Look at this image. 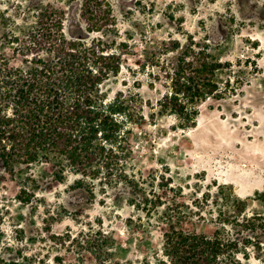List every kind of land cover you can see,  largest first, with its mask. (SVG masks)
I'll return each mask as SVG.
<instances>
[{
	"label": "rangeland",
	"instance_id": "374dc122",
	"mask_svg": "<svg viewBox=\"0 0 264 264\" xmlns=\"http://www.w3.org/2000/svg\"><path fill=\"white\" fill-rule=\"evenodd\" d=\"M100 1L98 8L111 24L88 32L79 15L84 0H0V52L20 64L17 42H33L40 12L52 7L66 15V31L81 28L91 38L129 42L136 55L124 59L136 77L124 70L103 89L110 99L129 90L144 99L145 118L131 125L133 156L126 168L145 177L146 188L157 193L155 201L141 210L116 200L114 193L104 196L98 184L92 199L72 188L79 176L68 173L64 183L39 190L25 203L17 197L18 183L0 172V256L22 248L72 260L76 254L58 248L54 235L92 227L115 239L116 258L139 264L153 259L172 228L212 235L220 228L218 211L234 198L246 202L249 214L264 217V0ZM161 42H206L232 64L228 74L237 91L202 103L194 127L182 128L176 116L159 113L161 88H152L139 67L145 46ZM33 168L39 173L42 167ZM251 263L264 264V259Z\"/></svg>",
	"mask_w": 264,
	"mask_h": 264
},
{
	"label": "trees",
	"instance_id": "16d2710c",
	"mask_svg": "<svg viewBox=\"0 0 264 264\" xmlns=\"http://www.w3.org/2000/svg\"><path fill=\"white\" fill-rule=\"evenodd\" d=\"M91 1L84 0L79 14L88 32L111 24L98 8L101 1ZM65 16L55 7L40 12L33 42H17L20 64L0 52V172L18 183L17 197L25 203L33 202L39 190L64 183L70 173L79 176L72 188L92 199L98 184L104 196L114 193L116 200L150 209L156 191L146 188L142 174L126 168L133 156L131 125L144 120V99L130 90L110 99L103 89L124 70L136 77L124 59L136 53L129 42L91 38L81 28L66 31ZM143 56L140 69L152 88H161L159 113L176 116L182 128L197 125L202 103L224 100L238 89L228 74L232 64L214 55L206 42H161L145 46ZM34 165L42 167L39 173ZM216 219L220 228L212 235L174 228L165 232L153 259L139 264H252L253 258L264 259L260 213L249 214L246 202L234 198L223 203ZM53 238L75 258L21 248L1 255L0 264H130L115 257V239L104 230L91 227Z\"/></svg>",
	"mask_w": 264,
	"mask_h": 264
}]
</instances>
